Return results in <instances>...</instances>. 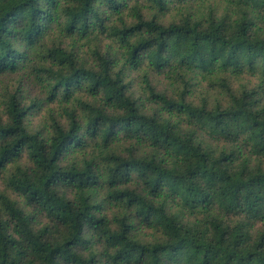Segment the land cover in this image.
Instances as JSON below:
<instances>
[{"label": "trees", "instance_id": "16d2710c", "mask_svg": "<svg viewBox=\"0 0 264 264\" xmlns=\"http://www.w3.org/2000/svg\"><path fill=\"white\" fill-rule=\"evenodd\" d=\"M204 1L0 0V264H264V0Z\"/></svg>", "mask_w": 264, "mask_h": 264}, {"label": "rangeland", "instance_id": "374dc122", "mask_svg": "<svg viewBox=\"0 0 264 264\" xmlns=\"http://www.w3.org/2000/svg\"><path fill=\"white\" fill-rule=\"evenodd\" d=\"M186 7H187V10H203V8L205 9V11H209L210 9H222L224 7H226V3L224 2V0H207V1H204L202 2L200 5L197 3V2H188L186 4ZM232 7V6H231ZM180 8L179 6H176V7H172L169 11H166L164 13V15L166 14V18L167 17H170L172 14L173 15H179L180 14ZM233 8V7H232ZM244 77L246 76H240L239 78L237 79H234L233 80V86H239L240 84L244 83ZM246 80H250L251 82H255V78H252V77H247ZM154 82L157 83V86L159 89H163V87L166 85L169 86L168 82H167V79L165 77H156L153 79ZM140 82V80L138 79V83ZM211 83L209 82V80L207 78H203V77H200L198 78V80L196 81L194 87H195V91H194V94L193 96L195 98H199L201 97L202 95L204 94H215L217 95L218 92L216 89H214L211 85ZM139 85V84H138ZM148 107H151L152 106V103L146 99L145 100ZM3 186L2 182L0 181V188ZM258 226H261V224H258Z\"/></svg>", "mask_w": 264, "mask_h": 264}]
</instances>
